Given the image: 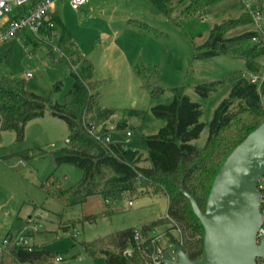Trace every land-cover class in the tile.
<instances>
[{
	"label": "rangeland",
	"instance_id": "1",
	"mask_svg": "<svg viewBox=\"0 0 264 264\" xmlns=\"http://www.w3.org/2000/svg\"><path fill=\"white\" fill-rule=\"evenodd\" d=\"M60 1L56 3V13L72 33L71 47L93 62V77L101 81L100 106L115 112L111 119L98 120L96 125L114 128L115 122L121 119L127 124L126 128L111 130L112 141L125 142V131L130 130L128 144L142 150V137L155 133L165 122L152 115L150 108L169 103L174 95H186L200 104L199 121L204 127L191 143L201 147L214 109L229 93L232 76L241 72L248 78L252 75L262 78L264 74V56L257 60V73L246 70L243 57L231 54L193 58L188 36L175 24L179 10L184 7L178 0H171L167 13L149 0H88L76 10ZM241 13L239 0H218L197 12L196 18L209 28ZM254 27L250 22L227 34ZM207 31L196 39L198 43L205 39ZM49 49L57 56L44 40L33 38L32 42L25 43L20 38H12L0 44V76L22 79L26 89L62 103L73 81L71 66L65 58L54 61L53 53L48 54ZM137 64L158 71L156 83L164 89L158 97L149 96L143 86L146 77L135 73ZM26 72L31 76L27 77ZM202 81L220 82L209 96L201 97L194 86ZM56 82L60 88L54 90ZM132 109L143 113L129 115ZM66 137V123L47 112L25 124L21 141H16L13 131L0 132V248L4 244L10 247L12 238L25 229L32 246L43 247L61 257L59 261L52 259L45 264H106L103 256L88 255L82 242L126 227L139 229L162 218L167 199L147 189L116 202L110 199L106 202L94 195L80 205L63 208L46 195L40 183L50 172L69 186L81 177L80 168L52 162L50 152L64 146ZM27 152L30 158L21 156ZM142 155L145 156L144 150ZM146 164L142 157L139 165ZM129 199L131 205H128ZM178 233L165 223L155 226L147 235L156 238L158 247L170 251L168 237Z\"/></svg>",
	"mask_w": 264,
	"mask_h": 264
},
{
	"label": "trees",
	"instance_id": "2",
	"mask_svg": "<svg viewBox=\"0 0 264 264\" xmlns=\"http://www.w3.org/2000/svg\"><path fill=\"white\" fill-rule=\"evenodd\" d=\"M163 13H167L171 0H149ZM184 4L178 12L175 24L185 33L192 45L193 58H207L220 54L243 57L245 68L251 73L259 70L258 58L264 56V44L251 42L253 30L227 34L239 25L249 24L250 17L242 11L236 18H227L211 27L196 18L202 8L218 0H178ZM26 5L16 8L12 17L26 9ZM243 21V22H242ZM58 34L54 40L63 55L49 49L54 61L67 59L71 66L72 84L64 95L62 103L53 101L49 95L36 94L25 87L24 80L8 75L0 76V132L13 131L16 141L23 138L25 124L33 118L42 117L46 112L66 123V144L50 152L54 165L68 163L82 170V175L74 185H67L53 172L48 173L40 183L47 196L58 201L63 208L84 203L90 196L99 195L116 202L126 195L133 197L138 192L151 189L154 194L164 195L167 210L162 218L142 225L139 230L146 237L147 232L157 225L170 224L178 230L177 236L170 235L168 241L179 243L190 259L203 255V228L191 209L188 198L179 190L182 185L192 196L198 207L204 209L206 196L213 178L228 153L254 128L264 121V74L259 84L251 82L243 73L232 76L227 97L222 99L213 111L208 123V134L201 147L191 140L201 133L204 123L199 121L200 104L186 95L176 96L166 104H155L150 108L152 115L164 119L158 130L142 137V150L128 143L102 142L106 126L99 133L91 129L98 120H109L113 109L100 106V80L93 77V63L67 45L71 34L59 15L54 14L44 20L41 33L48 32L47 23ZM208 30L200 43L196 41L203 31ZM31 37H23L25 43ZM135 73L144 75L143 86L150 97H158L164 89L156 83L158 71L154 67L135 65ZM152 79V82L149 80ZM220 81H202L194 86L201 97L209 96ZM56 82L53 89H59ZM142 111L132 109L129 115H142ZM125 120H117L113 129L126 128ZM42 152V151H41ZM40 152V153H41ZM33 154H36L33 152ZM30 158V154L22 153ZM147 165H139L141 159ZM130 200V199H129ZM109 202V201H108ZM134 227H126L83 241L84 251L94 257L103 256L106 264H142L145 254L143 246L156 248L157 242L150 243L145 238L141 248L134 240ZM126 246H132L130 256L122 253ZM56 255L53 252L33 246L27 250L15 245L2 247L0 264H45Z\"/></svg>",
	"mask_w": 264,
	"mask_h": 264
},
{
	"label": "water",
	"instance_id": "3",
	"mask_svg": "<svg viewBox=\"0 0 264 264\" xmlns=\"http://www.w3.org/2000/svg\"><path fill=\"white\" fill-rule=\"evenodd\" d=\"M264 171V121L250 131L219 166L200 209L182 185L191 209L203 228V255L190 259L179 243L175 255L161 250L163 264H255L264 253V235L256 240L261 223L257 178Z\"/></svg>",
	"mask_w": 264,
	"mask_h": 264
},
{
	"label": "built area",
	"instance_id": "4",
	"mask_svg": "<svg viewBox=\"0 0 264 264\" xmlns=\"http://www.w3.org/2000/svg\"><path fill=\"white\" fill-rule=\"evenodd\" d=\"M60 0H0V44L5 43L6 41L12 38H20L23 37H31L32 39L44 40L52 50L56 51L59 55L62 53L56 47L54 40L57 37V30L52 27V23L48 22L47 25L49 27L48 32L41 33V29L44 26V20H48L50 16L55 14L56 3ZM68 6L76 10L79 7L85 5L88 0H65ZM240 7L242 11L245 12L251 19V22L254 24L253 34L250 37L252 43L257 45L264 44V25L262 23V13L264 12V0H239ZM26 5V9L20 14L12 17V14L15 12L16 8L19 6ZM32 35V36H31ZM26 76H31L30 72H26ZM251 82L259 84L262 78L257 77L256 75H252L250 78ZM102 126H97L93 124L91 129L99 133L101 131ZM111 130L112 127L104 130L102 136H97L98 140L102 142L111 141ZM126 141L123 143H128L129 136H131V131L126 130ZM256 186L259 191V203L258 208L261 213V223L257 228L256 240L259 242L260 238L264 235V171L257 178ZM131 200H128V205H131ZM178 231V230H177ZM145 238H150L149 242L154 243L155 237H151L140 232L139 229H135L134 231V240L136 242L137 248H141L142 243ZM170 247V251H167L161 247L149 248L147 246H143L142 250L145 254L144 260L142 264H163L161 257V250H166L172 257L175 255L174 251V243L167 242ZM17 247H21L27 250L33 248L32 244L29 243V240L26 235V230L22 229L19 233L12 238V244ZM6 246L5 244L3 247ZM2 247L0 248V250ZM132 246H126L122 253L130 256L132 254ZM55 261L61 260L60 256H55ZM255 264H264V253L255 258Z\"/></svg>",
	"mask_w": 264,
	"mask_h": 264
},
{
	"label": "crops",
	"instance_id": "5",
	"mask_svg": "<svg viewBox=\"0 0 264 264\" xmlns=\"http://www.w3.org/2000/svg\"><path fill=\"white\" fill-rule=\"evenodd\" d=\"M61 2V4H66V5H68L67 4V2L65 1V0H63V1H60ZM88 3V2H87ZM84 6V5H83ZM57 7V6H56ZM82 7V6H81ZM80 8V7H79ZM240 9H241V11H242V8L240 7ZM55 14H57L56 13V8H55ZM58 15V14H57ZM60 17V16H59ZM61 18V17H60ZM62 20V19H61ZM63 21V20H62ZM63 23L66 25V23L63 21ZM67 26V25H66ZM68 28V27H67ZM69 29V28H68ZM69 32H70V34H71V39H70V41L68 42V46H69V48H71L72 50H74V51H76L75 49H73L72 47H71V44H70V42H71V40H72V33H71V31H70V29H69ZM77 52V51H76ZM78 54H80L81 56H83V54H81V53H79V52H77ZM84 57V56H83ZM84 58H86V57H84ZM93 63V62H92ZM144 157V156H143ZM146 163H148L147 161H146ZM147 165V164H146ZM35 246V245H34ZM36 247V246H35ZM37 248V247H36ZM38 248H40V247H38ZM56 256H58V255H56Z\"/></svg>",
	"mask_w": 264,
	"mask_h": 264
}]
</instances>
